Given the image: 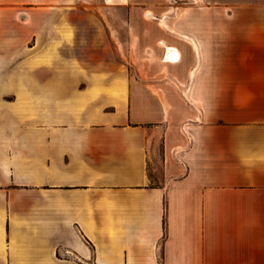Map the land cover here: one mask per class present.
Instances as JSON below:
<instances>
[{
	"label": "crops",
	"instance_id": "obj_1",
	"mask_svg": "<svg viewBox=\"0 0 264 264\" xmlns=\"http://www.w3.org/2000/svg\"><path fill=\"white\" fill-rule=\"evenodd\" d=\"M100 4L0 0V264H264V0Z\"/></svg>",
	"mask_w": 264,
	"mask_h": 264
},
{
	"label": "rangeland",
	"instance_id": "obj_2",
	"mask_svg": "<svg viewBox=\"0 0 264 264\" xmlns=\"http://www.w3.org/2000/svg\"><path fill=\"white\" fill-rule=\"evenodd\" d=\"M90 1H91V3H87V4H90L91 6L101 5L100 4L101 0H90ZM153 3L157 5V10H158L157 12L158 13H161V12L165 13L166 11H170V13L168 15H163V17L166 16V18H165L166 22H181L183 19V14H182V11L180 8H189V7L193 8V7H198V5L200 4V3H197L196 0H153ZM132 5H133V3L128 4V6H132ZM134 5H136V4H134ZM168 7L171 9L167 10V9H169ZM113 17L117 18V16L110 15L111 21H114ZM119 17L121 19L122 15L120 14ZM155 17L158 18V15ZM125 19H126V23L133 21V20L132 21L130 20V16L128 15V12H126ZM154 21H156V20H151L150 22H154ZM127 34H128V32H127ZM128 36H129V34H128Z\"/></svg>",
	"mask_w": 264,
	"mask_h": 264
},
{
	"label": "bare ground",
	"instance_id": "obj_3",
	"mask_svg": "<svg viewBox=\"0 0 264 264\" xmlns=\"http://www.w3.org/2000/svg\"><path fill=\"white\" fill-rule=\"evenodd\" d=\"M202 1H203V0H196V2H197V3H200V4H202ZM83 2H84V3H91L90 0H83ZM147 17L151 18V17H152V14L149 13V12H147ZM161 24H162V25H166V20H165V18H163V20L161 21ZM183 37H184V36H183ZM184 38H185V37H184ZM188 40L190 41L189 38H188ZM192 41H193V40H192ZM192 41H191V42H192ZM193 44H194V42H193ZM195 45H196V44H195ZM167 58L170 59V60H172V61L177 62L178 59H179L178 52H177L175 49L169 51V53H168V55H167Z\"/></svg>",
	"mask_w": 264,
	"mask_h": 264
},
{
	"label": "built area",
	"instance_id": "obj_4",
	"mask_svg": "<svg viewBox=\"0 0 264 264\" xmlns=\"http://www.w3.org/2000/svg\"><path fill=\"white\" fill-rule=\"evenodd\" d=\"M171 51V50H170ZM166 58V57H165ZM167 59V58H166ZM170 62H175V61H171V60H169Z\"/></svg>",
	"mask_w": 264,
	"mask_h": 264
}]
</instances>
